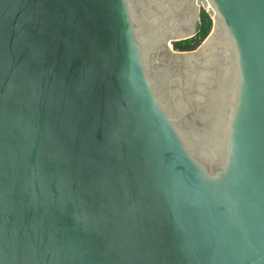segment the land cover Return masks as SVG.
Returning <instances> with one entry per match:
<instances>
[{
	"label": "water",
	"instance_id": "1",
	"mask_svg": "<svg viewBox=\"0 0 264 264\" xmlns=\"http://www.w3.org/2000/svg\"><path fill=\"white\" fill-rule=\"evenodd\" d=\"M0 264H264V0H0Z\"/></svg>",
	"mask_w": 264,
	"mask_h": 264
},
{
	"label": "trees",
	"instance_id": "2",
	"mask_svg": "<svg viewBox=\"0 0 264 264\" xmlns=\"http://www.w3.org/2000/svg\"><path fill=\"white\" fill-rule=\"evenodd\" d=\"M213 26V19L206 11L201 12V23L198 32L194 37L174 42V48L179 51H189L196 49L208 36Z\"/></svg>",
	"mask_w": 264,
	"mask_h": 264
},
{
	"label": "rangeland",
	"instance_id": "3",
	"mask_svg": "<svg viewBox=\"0 0 264 264\" xmlns=\"http://www.w3.org/2000/svg\"><path fill=\"white\" fill-rule=\"evenodd\" d=\"M202 11H206V12H207V7H203V6H201V12H202ZM171 47H172L174 50H177V49L174 48V44H173V43L171 44Z\"/></svg>",
	"mask_w": 264,
	"mask_h": 264
}]
</instances>
